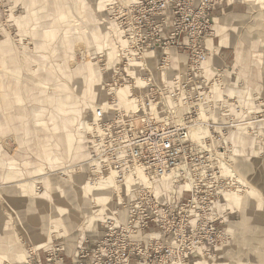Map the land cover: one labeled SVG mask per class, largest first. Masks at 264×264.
Segmentation results:
<instances>
[{"label":"rangeland","instance_id":"rangeland-1","mask_svg":"<svg viewBox=\"0 0 264 264\" xmlns=\"http://www.w3.org/2000/svg\"><path fill=\"white\" fill-rule=\"evenodd\" d=\"M135 1H0V264L46 261L51 253L63 260L83 241L94 246L105 220L125 219L139 190L162 203L191 197L195 168L150 181L135 169L120 180L92 156L102 134L95 111L110 118L134 110L154 78L165 80L155 74L163 49L129 57L118 19ZM227 1L246 0H219L211 14L209 55L194 76L209 88L191 109L197 125L190 129L205 175L215 177L209 219L220 235L187 250L186 264H264V77L256 75L264 29L255 18L244 43L224 53L217 41L230 31L216 30L215 12ZM244 29H235L240 39ZM189 109L174 107L177 115ZM147 232L164 238L154 224ZM164 240L172 244L173 236ZM129 264L149 263L133 257Z\"/></svg>","mask_w":264,"mask_h":264},{"label":"built area","instance_id":"built-area-1","mask_svg":"<svg viewBox=\"0 0 264 264\" xmlns=\"http://www.w3.org/2000/svg\"><path fill=\"white\" fill-rule=\"evenodd\" d=\"M218 2L136 0L121 13L120 28L132 49L129 57L144 58L147 51L163 49L155 74L165 80L154 78L150 96L144 102L134 98V110L116 112L110 118L101 108L95 111L102 134L92 156L104 169H114L120 180L135 169L143 171L149 181L176 172L184 175L187 168H195L196 177L191 197L181 204L162 203L149 191L139 190L127 205L126 218L117 213L106 219L102 238L80 250V260L72 264H129L133 257L149 264H186L187 250L204 240L214 243L219 237L218 225L209 219L215 177L205 175L208 166L190 141V129L197 125L191 109L204 100L201 91L209 88L207 81L196 82L194 76L203 72L209 55L205 40L211 35V14ZM174 58L178 67L173 66ZM174 107L190 109L177 115ZM150 224L161 228L164 238L147 237L154 234L147 232ZM166 235L173 236L172 244L164 240ZM46 261L63 264L54 253ZM22 264L38 263L30 259Z\"/></svg>","mask_w":264,"mask_h":264},{"label":"crops","instance_id":"crops-1","mask_svg":"<svg viewBox=\"0 0 264 264\" xmlns=\"http://www.w3.org/2000/svg\"><path fill=\"white\" fill-rule=\"evenodd\" d=\"M258 12H260V14ZM255 18L256 20H258L257 18H260L259 20L260 27L264 29V27H262L264 26V7L260 3L247 1V0L244 1V3L243 2L238 3L237 1L235 2L227 1V3H223L221 7H219L215 12V20H216L215 28L216 30L222 29L223 33H225L226 31H230V32L228 34L225 33L226 34L225 37H221L218 39L217 41L219 44L218 47H221L224 53H230L231 48H233L234 42H236L235 44H237L238 40H240L242 43H244V40H246L244 33L249 29L247 23L251 24L255 20ZM241 26H243V28L245 29L243 32V36L240 39L239 34L235 32V29L237 30ZM227 35H229L230 38L229 40L228 38H226L228 37ZM250 39L251 38H248L249 41ZM205 45L207 46L206 42ZM243 50L244 49L241 48V51ZM173 64L177 66L178 60L174 58ZM258 74L260 77H264V67L256 69V75ZM91 244L92 243H90L89 241H83L81 245L75 247L72 252L68 251V249L65 250V252L63 251L62 255L64 258L62 262L64 261L65 264H72L76 261H79L80 259L78 256L80 250L84 248H91L92 247ZM46 256L47 254L43 257L45 258V260H46ZM84 261H86V259H84ZM37 263L48 264L47 261L44 260L42 261L41 257H39Z\"/></svg>","mask_w":264,"mask_h":264},{"label":"bare ground","instance_id":"bare-ground-1","mask_svg":"<svg viewBox=\"0 0 264 264\" xmlns=\"http://www.w3.org/2000/svg\"><path fill=\"white\" fill-rule=\"evenodd\" d=\"M142 176V175H141ZM144 177V176H143Z\"/></svg>","mask_w":264,"mask_h":264}]
</instances>
